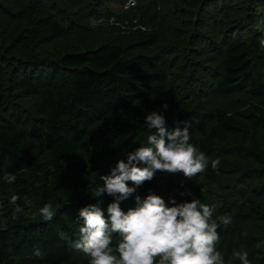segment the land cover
Here are the masks:
<instances>
[{
	"label": "trees",
	"instance_id": "obj_1",
	"mask_svg": "<svg viewBox=\"0 0 264 264\" xmlns=\"http://www.w3.org/2000/svg\"><path fill=\"white\" fill-rule=\"evenodd\" d=\"M127 1L0 0V264H90L79 211L99 200L108 217L114 197L96 189L147 145L153 111L187 125L209 164L157 171L122 210L136 195L198 198L232 218L217 230L224 264H241L234 250L264 264V0ZM101 19L115 23L88 26Z\"/></svg>",
	"mask_w": 264,
	"mask_h": 264
},
{
	"label": "clouds",
	"instance_id": "obj_2",
	"mask_svg": "<svg viewBox=\"0 0 264 264\" xmlns=\"http://www.w3.org/2000/svg\"><path fill=\"white\" fill-rule=\"evenodd\" d=\"M260 43L264 47V39ZM163 108L166 110L167 104ZM145 123L155 129L154 134L148 135L147 145L127 152L126 160H119L111 174L102 177L103 186L96 189V197H114L107 207L108 217L99 200L79 211L82 225L75 248L91 258L90 264H224L216 248L220 240L217 230L221 224H230L232 218L224 214L213 219L214 206L201 203L198 198L179 204L172 198L173 206H167L161 196L149 194L144 199L136 195V206L127 212L122 210L121 201L151 181L157 171L183 173L192 178L209 164L205 153L189 142L187 125L169 131L164 115L156 111L145 117ZM219 164V159L211 161L213 169ZM15 179L11 174L3 177L7 183ZM128 181L135 187H130ZM41 214L51 220L52 205L46 204ZM113 233L121 237L115 248L111 246ZM233 257L241 264H250L247 251L234 250Z\"/></svg>",
	"mask_w": 264,
	"mask_h": 264
},
{
	"label": "rangeland",
	"instance_id": "obj_3",
	"mask_svg": "<svg viewBox=\"0 0 264 264\" xmlns=\"http://www.w3.org/2000/svg\"><path fill=\"white\" fill-rule=\"evenodd\" d=\"M135 2H136V0H135ZM125 5H126V3L124 4V7H125ZM136 5V4H135ZM134 5V6H135ZM134 6H132V7H134ZM132 7H130V8H132ZM130 8H128V9H130ZM98 22V24H104V26L105 25H107V24H109V21L107 22V20H104V19H101V20H98L97 21ZM134 22H136V19L134 20ZM90 28H92L93 26L91 25V23L88 25ZM93 29V28H92ZM225 101H227V103H228V105H227V108L228 109H230V110H232V109H234V108H236V107H238L239 105H238V102H235V98H233V97H228Z\"/></svg>",
	"mask_w": 264,
	"mask_h": 264
},
{
	"label": "built area",
	"instance_id": "obj_4",
	"mask_svg": "<svg viewBox=\"0 0 264 264\" xmlns=\"http://www.w3.org/2000/svg\"><path fill=\"white\" fill-rule=\"evenodd\" d=\"M135 4H136L135 0H128L126 2L125 8L128 9V8L134 6ZM109 23H115V20L114 19H110ZM97 24H98L97 21H94V20L91 21V25L92 26L97 25ZM142 29H144V27H142Z\"/></svg>",
	"mask_w": 264,
	"mask_h": 264
}]
</instances>
